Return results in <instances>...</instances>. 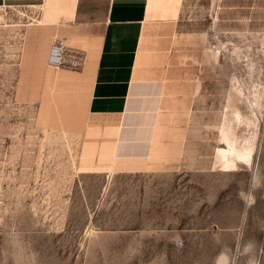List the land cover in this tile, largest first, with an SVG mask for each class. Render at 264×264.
I'll return each instance as SVG.
<instances>
[{"label":"rangeland","instance_id":"rangeland-1","mask_svg":"<svg viewBox=\"0 0 264 264\" xmlns=\"http://www.w3.org/2000/svg\"><path fill=\"white\" fill-rule=\"evenodd\" d=\"M9 9L8 23L24 32L31 19ZM51 15L57 24L48 34L38 25L19 42L40 57L39 68L36 57L32 67H21L19 50L3 39L0 264H264V0H158L154 16L173 19L149 22L151 39L174 41L175 25L193 31L202 51L194 53L197 63L186 66L195 77L171 78L169 51H150L140 63L166 69L165 79L158 78L169 81L164 91L176 96L162 100L159 111L156 91L144 118L135 111L94 114L87 106L75 166L63 143L41 144L49 121L46 93L35 103L16 98L17 84L36 74L45 92L91 96L95 43L77 27L59 24L69 21L66 16ZM101 25L100 13L91 15L88 28ZM56 39L65 42L64 59L75 57L79 65L63 64L52 82L47 51ZM81 40L88 56L74 42ZM196 73L197 96L187 114V90ZM147 114L155 120L141 160L148 168L109 176L118 125L123 121L128 133L144 135ZM209 122L216 127L207 128ZM182 133L185 153L174 165L183 154Z\"/></svg>","mask_w":264,"mask_h":264},{"label":"crops","instance_id":"crops-1","mask_svg":"<svg viewBox=\"0 0 264 264\" xmlns=\"http://www.w3.org/2000/svg\"><path fill=\"white\" fill-rule=\"evenodd\" d=\"M48 1L0 0V7H6V5H9V8L34 7L46 5ZM96 1L98 0H63L62 4H71V11L65 17L69 21L59 23L77 27L78 31L85 32L83 35L87 36L89 44L95 43L94 52H91V55L95 57L93 61H89L91 63L89 73L91 77L89 82L91 96L88 102V111L110 116L131 115L132 111H135L134 114L137 115V118H144L147 111L146 107L150 102L149 99L155 95L156 91L160 95H157L154 104L159 103L160 111L162 100L168 97L174 98L176 93L168 92L166 94L164 91L166 84L170 82L160 80V76L165 79L166 69L165 71L164 69L159 71L158 64H141L140 62L150 51H169L167 74L173 79L181 80L188 75V77H195V73L186 66L189 61L197 63L199 59L195 57L194 53L202 51L195 33L193 31L180 32L175 25L177 35L174 41L151 39L149 22L173 19L172 17L154 16L158 0H100L102 2L101 6L93 12L91 6ZM97 13L102 16V25L101 27L89 29L87 26L89 19L91 15ZM94 30H96V33H94ZM172 51L175 53L171 54ZM85 59L87 61V58ZM161 72L162 74H160ZM199 80L200 75L196 73V78L192 80L189 90H187L188 102L185 110L187 114L190 113L195 103ZM161 83L162 85H159ZM225 96L226 93L223 95L224 102ZM152 112L155 113L154 107L150 108V113ZM127 120L131 121L130 118ZM154 126L155 120H150L149 114L146 117L145 128L141 130L146 129L144 135H142L143 132L138 134L128 133L127 123L124 124L123 121L118 125L113 158L110 163L115 172L141 171L148 168L141 160L144 158V153H147V134L154 129ZM205 126L210 129L216 127L211 122L205 124ZM183 141L184 134L182 133L181 147ZM186 142L187 140L183 144L182 156L174 165L181 164ZM135 151L139 153H135Z\"/></svg>","mask_w":264,"mask_h":264},{"label":"bare ground","instance_id":"bare-ground-1","mask_svg":"<svg viewBox=\"0 0 264 264\" xmlns=\"http://www.w3.org/2000/svg\"><path fill=\"white\" fill-rule=\"evenodd\" d=\"M10 8L15 9L14 11H16L20 19H22L23 17H27L31 19V22L27 23V29L21 33L19 24H14L13 21L11 24L8 23V18L9 19L11 18L7 17L8 14L6 12V7H0V33L2 34L3 39H10L12 41L14 50L16 49L19 50V55H18L19 65L21 67L25 66L27 68H30V66L34 62V58L36 57V55L29 53L24 46L19 44V42L23 40L26 36H28V34L33 33L32 32L33 28H35L38 25H40L38 29L41 30L42 35H44L46 32L48 34V31L52 29L54 25L57 24L56 20L51 14L52 13L60 14L61 18H63L64 16H68L71 11V4H67L65 6L63 4L62 6L55 7L56 9L48 8L46 5L26 7L30 9V12H27L22 9H18L21 7H10ZM38 12L39 13L42 12V17L40 16L36 17V14H38ZM74 42L83 44L81 48H83V50L86 51L87 53L86 56L89 55V50H88L89 48L85 47L86 40L74 41ZM64 47H65V42L56 39V41H52V43L48 48L47 51V62H48L47 64L49 65L48 79H50L52 82H56L57 76L61 71V66L63 64H69L75 66L79 65V61L76 60L75 57L64 59L63 57ZM55 55H59V56L57 57ZM72 61L75 63L71 64ZM45 63L46 62H44V65ZM35 65L37 66L36 68H39V65H42L39 56L36 57ZM41 76L42 75L40 74H36L32 77L31 81L26 83L25 85L21 83L17 84V86L15 87L16 98L20 102L35 103L42 98L43 94L46 93V96L49 100V105L46 113L49 121L47 120L48 122L43 129V139L41 144L53 146L59 143H63L66 149L70 153L72 164L75 166L74 158L76 156V147L82 137L84 127L87 125L85 111L87 110L90 96L88 99L86 94H84L83 91H79V90H56L55 88L54 89L50 88L45 92L44 90L45 88L43 86L44 82L42 83ZM136 152L138 151H135V153ZM106 172L109 176H111L115 172V170L113 169V167H111Z\"/></svg>","mask_w":264,"mask_h":264},{"label":"built area","instance_id":"built-area-1","mask_svg":"<svg viewBox=\"0 0 264 264\" xmlns=\"http://www.w3.org/2000/svg\"><path fill=\"white\" fill-rule=\"evenodd\" d=\"M9 5H6V10L8 11V13H10V9L8 7ZM3 38L2 36L0 35V85L2 84V80H3V60H2V51L4 50L3 48ZM55 56H59V55H55Z\"/></svg>","mask_w":264,"mask_h":264}]
</instances>
